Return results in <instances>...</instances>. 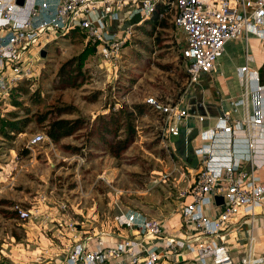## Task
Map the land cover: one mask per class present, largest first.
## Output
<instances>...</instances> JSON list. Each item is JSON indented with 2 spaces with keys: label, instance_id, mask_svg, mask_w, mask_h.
Instances as JSON below:
<instances>
[{
  "label": "built area",
  "instance_id": "2783aa9c",
  "mask_svg": "<svg viewBox=\"0 0 264 264\" xmlns=\"http://www.w3.org/2000/svg\"><path fill=\"white\" fill-rule=\"evenodd\" d=\"M16 1L0 0V108L11 90L32 75L44 46L72 29L86 35L102 63L115 65L135 24L171 12L176 31L185 35L180 51L189 84L201 73L215 71L227 41L240 39L247 46L252 34L264 42V0ZM135 14L140 20L133 23ZM107 22L113 24L108 27ZM237 74L243 92L228 98L229 106L204 130L193 150L198 158L195 177L178 191L181 236L167 235L162 219L135 209L103 215L94 210L87 219L80 203L98 185L107 188L108 208L118 206L122 190L103 173L87 192L78 184L77 205L43 193L27 208L13 205L16 217L39 221L41 229L50 230L42 249L47 264H264V245L256 247L261 241L257 223L264 229V82L247 61ZM145 102L161 120L166 148L187 118L204 119L182 97L164 101L148 96ZM45 140L43 132L34 133L28 148ZM182 168L183 176L189 171ZM215 196L223 202L216 204ZM240 250L236 261L233 252Z\"/></svg>",
  "mask_w": 264,
  "mask_h": 264
},
{
  "label": "rangeland",
  "instance_id": "374dc122",
  "mask_svg": "<svg viewBox=\"0 0 264 264\" xmlns=\"http://www.w3.org/2000/svg\"><path fill=\"white\" fill-rule=\"evenodd\" d=\"M143 24H135V29ZM173 35V29L165 30L157 44L151 37L134 32L127 39L115 65L102 63L100 54L94 49L82 60L80 85L76 88H60L58 70L92 45L82 33L59 36L44 46L45 56L37 57L29 79L17 92L12 91L3 100L0 117H27L28 124L14 138L6 139L1 135L0 122V264H47L42 249L47 243L44 236L50 230L41 229L39 221L29 223L16 217L14 204L27 208L43 193L51 199H64L74 205L78 201V184L84 186L87 192L98 175L103 173L106 179L122 190L117 199L118 206L108 208L107 188L99 185L80 203L87 219L94 210L103 215L115 214L120 208L122 211H144L146 215L159 219L176 215L182 221L178 191L186 186L180 178L183 168L180 161L172 157L169 148L164 146L160 135L161 120L156 113L150 112L140 118L137 140L121 159L103 156L79 162L75 160V155L63 152L50 139L32 148L27 145L31 135L43 131L36 124L37 113L53 105L74 104L78 108L77 113L67 117L79 115L93 119L106 112L109 104L116 101L117 97L113 95L117 87H130L132 81L131 92L117 100L115 107L123 101L145 102L148 96L164 101L174 100V94L178 93L188 74L173 42ZM76 63L79 60H75ZM97 91H100L97 100L90 102L88 97ZM13 100L20 104H14ZM66 141L78 142L74 137ZM161 148L166 150L167 155ZM194 173H185L186 180H192Z\"/></svg>",
  "mask_w": 264,
  "mask_h": 264
},
{
  "label": "trees",
  "instance_id": "16d2710c",
  "mask_svg": "<svg viewBox=\"0 0 264 264\" xmlns=\"http://www.w3.org/2000/svg\"><path fill=\"white\" fill-rule=\"evenodd\" d=\"M134 28V32H141L142 35H146L155 40L158 44L162 33L165 30L173 29V42L177 47L178 54L182 61L181 46L177 38V31L175 25L171 19V12H166L163 17H159L157 13L145 21L142 26ZM133 32V34H134ZM75 33H82L79 29H72L64 36H73ZM127 44L125 41L123 47ZM89 52H94L93 46L84 48L82 54L78 55L74 59H70L64 63L58 70L59 87L76 88L79 84V78L82 74V60ZM75 60H79V63L75 65ZM187 75V74H186ZM29 78H26L19 82L12 90L17 92L21 88L23 82ZM188 78H186V81ZM134 84V81L130 83V87ZM130 87L120 88L117 87L114 95L117 97L111 105L107 107V111L96 115L93 119L83 118L76 115V117L69 118L67 116L76 114L78 108L74 104L62 103L53 105L49 109L37 113L35 119L46 136L63 152L69 155H80L84 160L90 158H100L103 156H109L115 159H121L127 153L129 148L135 144L137 140V128L138 121L143 116L149 115L150 112L155 113L150 105L146 102H122L118 103L119 106L115 107V102H118L122 97H126L131 91ZM185 85L179 88L178 93H175V98L172 101H176L183 93ZM100 91H97L92 96L88 97L90 102H95L98 98ZM115 97V98H116ZM8 98V97H7ZM162 100V99H161ZM14 104H20L14 101ZM1 109V108H0ZM1 135L6 139H12L16 134L24 131V128L28 124V119L18 118L12 116L10 119H3L0 117ZM69 137H74L78 142L73 143L66 141ZM159 142V138H157ZM169 152L172 157L178 159V157L171 150ZM164 155H167L165 149H162ZM99 186V185H98Z\"/></svg>",
  "mask_w": 264,
  "mask_h": 264
},
{
  "label": "crops",
  "instance_id": "0c3cea01",
  "mask_svg": "<svg viewBox=\"0 0 264 264\" xmlns=\"http://www.w3.org/2000/svg\"><path fill=\"white\" fill-rule=\"evenodd\" d=\"M113 24L107 22V26ZM113 26V25H112ZM179 45L185 44V35L182 32H177ZM242 40H229L224 45V50L218 54L216 60V69L210 73H201L196 82L189 84L188 80H184L182 85H185L183 93L180 97L183 98V104L187 105L196 114L204 116L200 120L198 116L187 118L181 125L186 129V138H192L191 144L194 147L202 142L204 130L207 126L212 125L221 112L229 106L228 98H238L243 92V81L237 74V69L248 62L249 69H257L259 76L264 82V42L255 35H250L247 41V46ZM249 55V56H248ZM247 56L249 59H247ZM119 106V104H117ZM198 131L196 132V127ZM205 127V128H203ZM169 146L182 165L187 166L189 172L193 173L197 165H193L187 142L181 139V133L178 137L169 139ZM194 153V151H193ZM261 153V151H260ZM224 152H220L223 155ZM260 157V156H259ZM180 176L181 182L184 185L191 183V178L186 180V175ZM181 184V183H180ZM144 213V211H141ZM164 229L167 235L181 236L180 217H172L163 219ZM257 223V233L261 241L256 246L258 250L264 245V229L259 227ZM240 252L234 251L233 255L236 261H239ZM188 264V263H186Z\"/></svg>",
  "mask_w": 264,
  "mask_h": 264
},
{
  "label": "water",
  "instance_id": "95a60500",
  "mask_svg": "<svg viewBox=\"0 0 264 264\" xmlns=\"http://www.w3.org/2000/svg\"><path fill=\"white\" fill-rule=\"evenodd\" d=\"M18 4H23V0H17L16 1ZM140 20V15L139 14H135L134 16H133V18L131 19V22H133V23H136V22H138ZM96 50V49H95ZM45 50H42L41 52H40V55L41 56H45ZM221 116V115H220ZM214 124V123H213ZM212 124V125H213ZM208 127V126H207ZM206 127V128H207ZM203 128H205V127H203ZM205 128V129H206ZM198 131V126L196 127V132ZM181 139L182 140H184V142H187V149L189 150V157L191 156V159H192V162H193V165H197V162H198V158L196 157V155L193 153V147H192V144H191V140H192V138H186V129H185V127L184 126H182V128H181ZM215 202H216V204H220V203H222L223 202V199H222V197L221 196H215Z\"/></svg>",
  "mask_w": 264,
  "mask_h": 264
}]
</instances>
